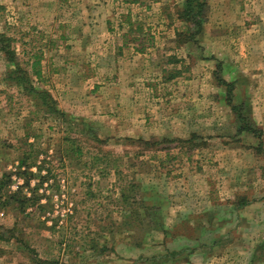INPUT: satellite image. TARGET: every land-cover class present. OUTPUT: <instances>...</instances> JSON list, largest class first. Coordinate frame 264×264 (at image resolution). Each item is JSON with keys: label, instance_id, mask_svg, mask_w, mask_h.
<instances>
[{"label": "rangeland", "instance_id": "rangeland-1", "mask_svg": "<svg viewBox=\"0 0 264 264\" xmlns=\"http://www.w3.org/2000/svg\"><path fill=\"white\" fill-rule=\"evenodd\" d=\"M182 1L0 0V264H264V0Z\"/></svg>", "mask_w": 264, "mask_h": 264}, {"label": "trees", "instance_id": "trees-1", "mask_svg": "<svg viewBox=\"0 0 264 264\" xmlns=\"http://www.w3.org/2000/svg\"><path fill=\"white\" fill-rule=\"evenodd\" d=\"M206 5H207V0H183L182 1V5L177 10V12H178V15H180V19L186 22L187 24L185 26V29L183 31L177 32V34L180 35V33H183L185 35V41L196 40L197 36L203 31L204 22L207 19V12H208ZM1 40L4 44L1 46L0 49L4 50V53L6 54V56L7 54H10L7 56V61H9L11 64L9 68L10 70L8 71V77H12V78L17 79L19 82H23L24 86L30 89V91H34L35 93H38V94L45 93V91H42V90H35L29 82L30 73L38 78H41V66H40L41 55L34 54L32 56L33 57L32 61L29 64L30 69H31L30 73L22 68H19L21 74H17V75L15 74L11 76L13 71L17 70L18 64L17 62H14L13 60L14 57L11 56L12 50H10L9 49L10 46L6 44V41L8 40V38L1 35ZM221 83L227 84L228 86L227 92L229 94L231 86L234 83L225 82L223 80ZM227 100L230 101L229 95L227 97ZM231 105H232L231 108L234 112V115L237 118L236 120H238L240 123L239 130L250 132L261 139V134H262L261 129L257 127L254 122H252V119L247 114L243 115V113H241L243 105L242 104H231ZM59 113L62 116H67L65 112L60 111ZM68 117L70 118V116ZM75 151H77L78 155L81 154L79 147H75ZM23 162H25V160L21 158L19 160V165L23 164ZM3 181H4L3 179L0 180V197L4 196V193H5L4 192L5 184L3 183ZM7 197L13 198L14 201L19 202V204H17L16 206L17 210L19 211H23L28 206L34 205L36 203L35 200L22 196L17 193L12 194ZM188 251L190 252L191 250H188ZM181 253H182L181 250L174 251V252H171L168 256L172 257V256L180 255Z\"/></svg>", "mask_w": 264, "mask_h": 264}, {"label": "crops", "instance_id": "crops-1", "mask_svg": "<svg viewBox=\"0 0 264 264\" xmlns=\"http://www.w3.org/2000/svg\"><path fill=\"white\" fill-rule=\"evenodd\" d=\"M222 6H225V5L222 4ZM224 22H226V21H224ZM245 24H248V22H245ZM253 36H254V34H253ZM251 117H252L253 121L255 122V124H258L260 122V120H261V115L258 114V112H257L256 115L252 114ZM259 128L261 129V132H262L263 128H262L261 125L259 126ZM263 132H264V130H263ZM249 155H250V159H252V160H254V158L256 159V157H254L255 154L252 153L251 151H250ZM257 178L260 179L259 177H257ZM248 206H249L250 211H252V212L253 211H256V212L261 211L262 208H264V198H258V199H255V200H250V204ZM238 210H240V209H238ZM254 217H257V216H254Z\"/></svg>", "mask_w": 264, "mask_h": 264}]
</instances>
